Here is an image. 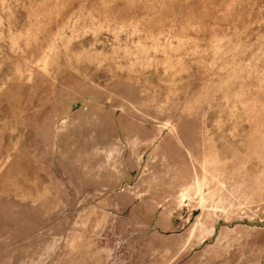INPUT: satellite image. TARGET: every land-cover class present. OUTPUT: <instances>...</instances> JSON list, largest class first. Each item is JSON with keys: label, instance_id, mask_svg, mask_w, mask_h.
I'll return each mask as SVG.
<instances>
[{"label": "rangeland", "instance_id": "obj_1", "mask_svg": "<svg viewBox=\"0 0 264 264\" xmlns=\"http://www.w3.org/2000/svg\"><path fill=\"white\" fill-rule=\"evenodd\" d=\"M0 264H264V0H0Z\"/></svg>", "mask_w": 264, "mask_h": 264}]
</instances>
